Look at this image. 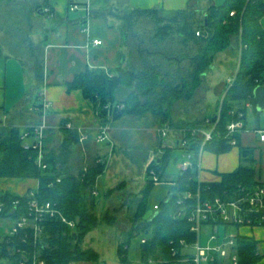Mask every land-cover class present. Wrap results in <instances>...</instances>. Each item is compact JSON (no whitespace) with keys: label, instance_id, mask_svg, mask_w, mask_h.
<instances>
[{"label":"trees","instance_id":"obj_1","mask_svg":"<svg viewBox=\"0 0 264 264\" xmlns=\"http://www.w3.org/2000/svg\"><path fill=\"white\" fill-rule=\"evenodd\" d=\"M41 7L37 6L38 14L43 13ZM109 11L115 19L124 23L120 24V30L127 49L128 55L125 56L128 58L129 68H120L114 74L100 70L86 71L68 84V90H80L83 97L92 102L97 121L101 124L115 122L124 116L142 118L150 114L159 118L164 125L170 123L173 108L193 99L217 55L231 51L237 58V70L232 85L229 88L226 86L225 95L214 115L176 128L182 131L181 136L189 138L201 136L199 133L193 135L195 131L211 130L214 127L213 140L205 150L216 155L229 152L231 147L223 138L227 125L236 121L237 113L242 112L245 129L246 103H250L255 115H258L253 91L259 86H264V30L260 25V20L264 17V0H225L219 6H211L202 19H198L195 12L186 11H179L170 19H165L157 10H133L126 13L114 9ZM101 16L104 18L107 15ZM197 31L206 33L207 37H196ZM26 50L30 56L37 86L40 88L44 78L43 53L39 48L31 47V44L26 46ZM213 118L218 119L213 122ZM233 136L237 142L236 146H239L240 133ZM73 141L77 143L78 138L70 136L63 142L60 154H51L49 159L44 157L48 169L41 172L35 163L36 153L22 149L19 128H0V179L37 181L38 185L34 190L36 199L40 203L55 204L66 220L75 224L73 230L57 220H47L42 224V234L36 249L48 264H87L98 260L96 253L85 252L80 247L86 235L97 224L96 217L87 208V193L83 191L87 183L80 184L68 168L67 171H62L65 169L63 163L66 156L74 146ZM191 141V150L196 158L199 138ZM45 143L44 140V151ZM162 151L161 157L147 167V176L151 169H155L161 179L167 166L169 149ZM251 154L250 150L240 149V157L244 161L250 162ZM95 172L91 173L96 174ZM190 175L178 177L170 192L182 190ZM57 179H60V182L57 183ZM94 180L91 178L89 187L93 185ZM256 185L264 184L255 181L253 168L242 165L234 172L222 175L219 183H202L203 187H210L213 195L238 186ZM153 187L148 180L134 214L137 221L132 230L142 229V239H145V242L141 243V264H149L151 261L175 263L170 253V242L176 245L180 240L192 242L194 235L190 233L188 223L173 220L172 214L176 208L173 198L161 202L157 212L152 211L150 219H143L148 212L147 197ZM15 200H20V206L12 218L26 213L25 194L14 196L6 191L0 193V204L4 205L0 218L11 217L9 213ZM132 236V232L121 235V242L116 250L119 264L129 263L126 247ZM11 240L9 243L3 240L0 244V259L9 260L14 264L15 255L12 251L15 248L31 250L30 253L35 250L31 230L22 231ZM232 250L238 257V264H256L259 261L255 254L256 244L248 238L238 235Z\"/></svg>","mask_w":264,"mask_h":264},{"label":"rangeland","instance_id":"obj_2","mask_svg":"<svg viewBox=\"0 0 264 264\" xmlns=\"http://www.w3.org/2000/svg\"><path fill=\"white\" fill-rule=\"evenodd\" d=\"M42 1L0 0V48L2 51L7 50L4 46L9 47L14 54L13 57L30 62L26 46L31 44V47L39 48L37 37L48 25L46 17L39 16L38 11H36L37 6L41 5ZM202 12V10H199L196 13L198 19L201 18ZM164 18L168 19L169 17L164 14ZM119 24L124 23L120 22ZM125 54L128 55L127 49ZM236 62L237 58L231 51L217 55L213 65L205 73L201 89L199 90L203 101L197 104L200 102V98H196L194 102L180 104L173 108L169 119L170 123H166L172 127L163 125L159 118H154L150 114L142 118L124 116L115 124H101L97 121L96 134L101 127L106 126L108 129V140L105 143L96 145L93 137L88 135L89 133L92 134V132L84 131L86 140L82 145L77 142L80 146L75 148V150L71 148L68 157L73 162L74 167L73 172L70 170V173L74 175L80 184L83 182L87 183V187H83V191L87 193V208L97 219L96 226L86 235L80 246L83 251L94 252L98 255L96 262L87 264H119L116 250L121 242V235L131 232L133 236L126 247L127 261L129 262L128 264H141L142 229L132 230L136 226L135 222L137 219H134L135 204L130 203L142 198L141 192L149 180L146 169L150 163L161 157L163 149H169L167 166L161 175L160 183L154 185L147 197L148 212L143 216V219H150L153 204L160 203L167 197L172 189L170 186L171 182H175L178 179V167L182 162L183 156V151L176 146L174 140L178 132L176 128L214 115L218 104L221 103L225 95L227 78L232 75L230 68L232 65H236ZM128 64L129 61L126 58L122 69L127 70L129 68ZM118 99L120 100V98ZM255 116L254 113L248 110L247 123L249 127L253 125ZM257 116L260 124L264 125V112H259ZM25 119L26 117L22 122H19L20 120L18 119L5 120L0 123V128L6 126L19 127L21 123L27 124L28 119ZM162 127L167 134L163 138L160 135ZM19 130L22 132V128ZM70 136L79 138L81 135L71 131V134L65 136V138H70ZM58 137L50 136L48 138L47 151H44L45 158L49 159V156L54 153L60 154L62 142L58 141ZM77 143L73 141L74 146ZM236 150L232 149L229 154L233 157ZM203 152L207 154L211 151L204 150ZM226 156L227 154L225 153L224 157ZM253 156L254 150L249 155L250 162L241 158L239 164L254 169ZM98 160L101 163H97ZM60 165L58 166L59 168ZM85 169L86 171H84ZM62 171L67 170L63 169ZM91 172H95L98 176ZM91 178L95 180L93 185L89 187ZM93 192H97L98 195L93 196ZM11 221L9 218H0V244L11 227ZM206 231L207 233L203 229L201 235L202 246L206 245L210 236V230L207 229ZM224 231L225 229L221 227L220 233L223 234ZM228 231L230 233L237 232L234 228ZM159 262L163 261H151L149 264H160ZM259 262L257 261L256 264H259ZM8 263L7 260L0 259V264Z\"/></svg>","mask_w":264,"mask_h":264},{"label":"crops","instance_id":"obj_3","mask_svg":"<svg viewBox=\"0 0 264 264\" xmlns=\"http://www.w3.org/2000/svg\"><path fill=\"white\" fill-rule=\"evenodd\" d=\"M224 1L77 0L76 4L79 8L71 12L69 11L71 0H43L41 10L49 9L52 14L51 18L43 13L38 14L46 17L48 21L47 27L37 37L39 50L43 53V84L38 88L31 61L25 62L13 57L11 49L4 46L8 52L2 49L0 52V123L13 119L22 122L26 117L27 124L21 123L19 127L17 126L22 130L26 126L44 123L46 126L45 148L50 136H59L58 141L62 142L60 145L62 146L68 139L65 136L71 134V131L66 129L67 124L83 128V132H92L88 135L93 137L94 141L98 124L95 106L83 97L80 90H68L67 86L77 75L86 71L100 70L114 74L123 67L127 58L125 41L120 30V22L110 15L109 10L114 9L118 12L157 10L162 16L166 14L168 19L174 17L179 11L197 13L202 10L200 18L202 19L211 6H219ZM101 14L107 16L103 18ZM260 25L264 30V17L261 18ZM93 40L101 41L102 45L93 46L91 43ZM236 70V65H232L230 68L232 75L227 80L234 76ZM201 86L188 103L194 102L196 98H200L197 104L203 101L199 92ZM39 91L43 93V99L49 104V109L44 116L34 110ZM246 110V124L245 129L240 133L239 146L230 149V151L237 149L233 157L229 154L230 151L226 153V157H224L225 154L216 155L212 152L201 154L198 174L201 182L219 183L222 175L230 174L238 169L241 161L240 149L243 148L251 152L254 150L255 181L264 184V142L260 141V135L256 133L264 131V125L260 124L259 117L256 115L253 125L249 127L248 110L251 113H254V110L253 107ZM119 120L110 124H115ZM181 132H177L174 138L175 143ZM78 143L72 147L74 150L82 145ZM68 156L63 163V168L73 172V162ZM175 182H171V188ZM37 185L35 180L0 179V193L7 191L14 196H21L30 190H35ZM132 203L135 204L136 211L139 199L130 204ZM156 204L159 203H154L153 206ZM236 233L255 242V254L260 261L259 264H264V227L240 228Z\"/></svg>","mask_w":264,"mask_h":264},{"label":"built area","instance_id":"obj_4","mask_svg":"<svg viewBox=\"0 0 264 264\" xmlns=\"http://www.w3.org/2000/svg\"><path fill=\"white\" fill-rule=\"evenodd\" d=\"M76 1L71 0L69 11L75 12L78 10L79 6L76 4ZM43 14L48 18L52 17L49 9H44ZM232 15L233 13L230 14V16ZM195 35L196 37H207L206 33L200 31H197ZM91 43L93 46L102 45V42L99 40H93ZM233 80V76L227 80V88L232 85ZM251 107L250 103L245 104L246 109ZM48 109L49 104L43 99V93L39 91L34 110L40 113L41 116H44ZM243 117L244 114L238 112L237 120L231 122L226 127V135L223 138L230 147H235L237 143L233 135L241 133L244 130ZM217 119L215 118V121ZM206 123L210 124L208 120ZM66 129L81 135L79 136L80 143L86 140L83 128L67 124ZM213 131L214 127L211 130L195 131L192 133L193 135L199 133L201 136H189V138L187 136L177 137L176 146L183 151L182 162L178 167V177L184 178L188 174L191 175L184 188L180 191L170 192L165 202L171 198L174 199L176 208L172 214V218L175 221H185L189 224V231L194 235V241L186 242L185 240H180L177 245L174 242H170V253L175 263L163 261L159 262L160 264H238V257L232 249L239 234L230 233L228 230L231 228L238 230L240 228L252 229L264 227V185L253 187L238 186L215 195L211 194L209 186H202L203 182H201L198 176L200 157L206 146L212 142ZM45 132L46 126L44 123L26 126L20 132L22 149L25 152L33 151L36 153L35 163L41 172H46L48 169V165L44 162ZM107 133V127H101L96 136H94L95 144L105 143L108 140ZM256 133L260 135V141L264 142V131H257ZM160 135L162 138L167 135L163 127L160 130ZM196 137L199 138V149L195 158L194 152L191 150L193 144L191 140ZM97 163H101V161L98 160ZM148 178L153 185H157L161 181L155 169H151L148 172ZM56 182H60V179H57ZM92 195L97 196L98 194L97 192H93ZM25 199L26 213L17 218H12V215L20 206V200H15L12 203L9 213V216H11L9 219L12 220L11 227L3 240L9 243L18 233L31 230L34 244L33 249L35 248V250L33 253H30L31 250L18 249V247L17 249L13 248L12 253L15 255L14 264H48L36 249L42 234V224L47 220H57L67 225L71 230L75 228V224L67 221L55 204L51 202L40 203L36 199V191L34 190L27 192ZM159 205L160 203L153 206L154 212H157ZM3 208L4 205L0 204V212L3 211ZM221 227L225 229L223 234L220 233ZM203 229L205 233H207V229L210 230V236L205 246L201 245ZM144 242L145 239H142L141 243ZM7 261L9 262L8 264H13L9 260ZM67 264L85 263L70 262Z\"/></svg>","mask_w":264,"mask_h":264},{"label":"water","instance_id":"obj_5","mask_svg":"<svg viewBox=\"0 0 264 264\" xmlns=\"http://www.w3.org/2000/svg\"><path fill=\"white\" fill-rule=\"evenodd\" d=\"M253 101L255 103L256 111L264 112V86H259L253 91ZM215 121V118H213Z\"/></svg>","mask_w":264,"mask_h":264}]
</instances>
